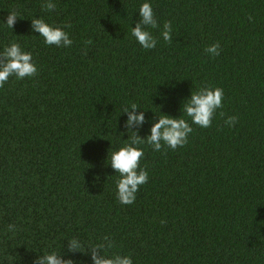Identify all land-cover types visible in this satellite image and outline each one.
<instances>
[{
	"label": "trees",
	"instance_id": "1",
	"mask_svg": "<svg viewBox=\"0 0 264 264\" xmlns=\"http://www.w3.org/2000/svg\"><path fill=\"white\" fill-rule=\"evenodd\" d=\"M44 2L0 0V52L18 43L38 69L0 87V264L52 252L92 264L84 252L105 236L107 255L133 264H264V0H52V11ZM144 2L159 24L147 29L150 50L131 35ZM33 18L72 45H46ZM168 21L171 42L161 36ZM216 42L212 57L204 49ZM206 85L224 99L201 128L181 108ZM132 104L146 118L132 129L141 138L163 114L193 131L176 150L136 145L149 179L123 205L108 163L133 135L122 113ZM73 238L81 252L68 250Z\"/></svg>",
	"mask_w": 264,
	"mask_h": 264
},
{
	"label": "clouds",
	"instance_id": "2",
	"mask_svg": "<svg viewBox=\"0 0 264 264\" xmlns=\"http://www.w3.org/2000/svg\"><path fill=\"white\" fill-rule=\"evenodd\" d=\"M55 7L56 5L52 0H45L41 5L44 11H52ZM138 13L140 19L136 22L135 27H132L131 35L145 50L154 49L157 45V39L147 29L159 28V24L154 16L151 4L149 2L141 4ZM17 18L18 13L12 11L4 23L13 29ZM65 27H70V25H65ZM31 30L39 33V36L43 37V42L49 46L70 47L73 43L63 28L49 25L42 18L31 19ZM171 33V22H165L161 32L165 42L172 41ZM91 43V40L85 41L86 45ZM220 50L219 42L204 49L212 57L219 56ZM37 72L38 69L32 61V54L22 51L18 43L13 42L5 46L4 50L0 52V87H3L12 76L22 80L26 77L36 76ZM223 99L224 91L222 88H212L206 85L197 91H192L190 97L183 102L181 109L191 118L193 124L201 128H209L212 126V120L217 109L223 107ZM137 109L139 108L136 104L123 109L122 113L127 114L124 127L128 132L131 130L133 135L127 139L130 141L127 145L112 152L108 163L119 174V178L116 180V197L123 205L133 204L140 186L146 184L149 179L147 170L140 167V160L144 152L136 145L147 143L152 146L154 151H160L163 146L176 150L178 147L187 144L188 136L193 131L191 125L185 119L173 118L163 114L158 116V120L152 123L150 135L141 138L136 131H132L134 126L139 128L146 122L144 112L137 113ZM220 115L223 116L224 114L221 112ZM237 122L238 118L236 116H229L225 119V124L228 127L235 126ZM7 230L15 231V225L9 224ZM82 247L83 245L78 239L68 240V250L70 252H81ZM112 247H114V243L109 237L105 236L101 243L91 245L84 253H87L89 249L91 250L92 264H133L130 256L107 255L108 250ZM34 264H76V262L72 259H64L62 255L52 252L37 256Z\"/></svg>",
	"mask_w": 264,
	"mask_h": 264
}]
</instances>
